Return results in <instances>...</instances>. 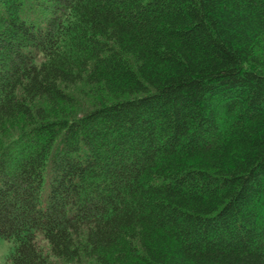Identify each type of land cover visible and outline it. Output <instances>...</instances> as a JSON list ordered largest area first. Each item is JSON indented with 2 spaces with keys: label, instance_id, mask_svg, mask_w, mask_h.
<instances>
[{
  "label": "trees",
  "instance_id": "1",
  "mask_svg": "<svg viewBox=\"0 0 264 264\" xmlns=\"http://www.w3.org/2000/svg\"><path fill=\"white\" fill-rule=\"evenodd\" d=\"M0 240L264 264V0H0Z\"/></svg>",
  "mask_w": 264,
  "mask_h": 264
},
{
  "label": "rangeland",
  "instance_id": "2",
  "mask_svg": "<svg viewBox=\"0 0 264 264\" xmlns=\"http://www.w3.org/2000/svg\"><path fill=\"white\" fill-rule=\"evenodd\" d=\"M76 92V91H74ZM11 249V244L0 240V264H5L7 260V255L9 253V250Z\"/></svg>",
  "mask_w": 264,
  "mask_h": 264
}]
</instances>
